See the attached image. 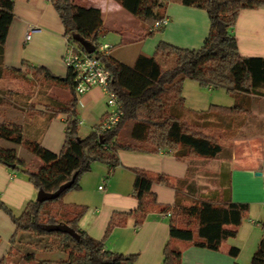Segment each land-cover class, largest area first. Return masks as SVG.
Returning a JSON list of instances; mask_svg holds the SVG:
<instances>
[{
  "label": "trees",
  "instance_id": "16d2710c",
  "mask_svg": "<svg viewBox=\"0 0 264 264\" xmlns=\"http://www.w3.org/2000/svg\"><path fill=\"white\" fill-rule=\"evenodd\" d=\"M128 11L139 17L144 36L160 32L165 25L155 26L162 21L165 9L171 2L204 9L210 18V32L199 48H186L160 41L153 55L140 54L133 64L117 59L111 52L102 56L111 71L110 87L117 91L122 102L123 116L113 128L102 131L100 124L89 134L80 133V120L76 115L77 94L74 89L73 72L67 79L55 76L46 67L32 65L24 60L20 69H10L14 74L24 75L30 69L44 78L63 84L72 98L59 105L45 103L44 109L36 110L31 119L22 116L13 118L8 112L13 101L18 102L19 93L0 89V163L14 171L27 175L36 190L55 192L71 181L73 184L59 196L43 202L29 200L25 208L16 213L0 198V209L5 211L15 224L10 240V250L0 264H10V257L25 236L36 241L28 242L30 249L22 252V259L35 264H136L137 254H124L107 248V239L113 228L129 217H135V226H141L155 208L162 212L171 211L170 235L173 239L186 240L196 246L219 250L223 242L236 237L239 226L249 214V204L237 202L229 196L217 199L209 194L197 195L188 181L176 185L177 199L173 204L158 201L152 190L153 184L172 185L165 174H151L136 168L134 196L138 200L132 211L115 212L103 238L97 239L83 230L80 221L87 207L67 203L63 196L71 189L79 188L83 173L91 170L93 162L101 161L111 167L120 163L121 150L141 152H170L178 158L201 157L204 161L216 157L222 149L221 143L204 132L203 126L188 119L189 109L184 95V81L190 78L203 88H223L229 93L245 92L264 97V57L241 54L234 32L242 9L264 6V0H116ZM64 26L65 35L75 41L78 33L95 44L104 35L102 12L97 7H85L74 0H51ZM15 0H0V78L4 73L1 54L4 51L9 28L15 16ZM18 94V95H17ZM28 97V96H27ZM7 106V107H4ZM224 111H235L236 106L216 105ZM49 111L66 114V137L59 153L45 148L37 131V117ZM132 122L130 136L133 140L120 139L123 125ZM24 147L42 160L40 167L31 168L27 160L18 155ZM187 184V185H186ZM174 185V184H173ZM184 185H186L184 189ZM229 193V191H228ZM186 201H188L186 203ZM67 223L80 235V239L62 231H49L47 225ZM263 234L250 264H264ZM1 240V237H0ZM44 243L43 248L41 245ZM52 248V249H51ZM59 250L66 256L58 259H38L39 250ZM240 248L232 246L230 255L237 258ZM182 252L167 244L162 264H181Z\"/></svg>",
  "mask_w": 264,
  "mask_h": 264
},
{
  "label": "crops",
  "instance_id": "0c3cea01",
  "mask_svg": "<svg viewBox=\"0 0 264 264\" xmlns=\"http://www.w3.org/2000/svg\"><path fill=\"white\" fill-rule=\"evenodd\" d=\"M74 2L101 9L104 22L102 39L113 32L112 38L119 41L120 46L111 50V53L128 64H133L140 54L149 55L160 41L186 48H199L210 32L207 11L171 2L165 9L168 22L164 29L157 36L145 39L144 45L138 47L139 40L145 37L142 21L118 1ZM14 12L15 16L1 54L4 72L7 69H20L23 61L27 60L32 65L46 67L55 76L66 80L70 70L64 61L67 46L65 26L51 0H15ZM137 18L140 20L139 27L136 26ZM30 29H33L31 39L27 40ZM234 32L242 55L264 57V6L242 9ZM125 48L132 54V60H127L123 51ZM187 84L194 86L196 91L193 106L187 105L188 119L201 124L205 133L221 143L222 149L216 157L204 161L193 155L178 158L170 152L121 150L120 163L117 166L111 167L101 161L93 162L91 170L81 175L79 188L66 192L63 200L87 207L80 221L81 228L94 238L101 239L115 212L132 211L138 205L133 194L136 168L154 175L165 174L170 177L174 185L156 182L152 187L158 201L163 204H173L177 199L176 185L188 181L187 184L194 187L197 195L209 194L221 199L223 194L234 201L249 204L248 217L239 226L235 238L248 239V262L246 256L243 257V246L236 260L230 255V248L235 246L231 239L223 242L219 250H212L186 240L171 238V215L167 216L171 211L162 212L159 208L153 209L139 227L135 226L134 216L125 218L111 231L106 242L107 248L124 254H137L136 264H162L167 244L182 252L181 264H250L253 257L251 255L256 251L263 234L264 97L245 92L229 93L223 88L212 86L203 88L199 82L190 78L184 81V95L185 87L190 86ZM52 94L49 95L47 104L53 106L66 103L72 98L67 87L54 81ZM224 94L231 97L230 104H221L218 100L214 102ZM76 96V115L81 121L80 133L85 136L102 122L108 109L106 95L101 87H94L85 95ZM185 98L187 102L188 96L185 95ZM216 105L236 106L237 109L224 111L216 108ZM44 111L37 117V124L32 127L38 132L39 140L45 148L59 153L65 142L67 115L53 114L48 118L49 111ZM12 112L14 111L8 113ZM132 124H127L130 125V130ZM126 139L133 140L130 132ZM18 155L27 162L37 156L24 147L18 149ZM41 165L42 162L37 160L33 167L37 169ZM186 185L183 186L184 189ZM37 193L26 174L0 163V198L14 211L20 213L29 200L36 199ZM14 232L13 220L0 209V260L9 253Z\"/></svg>",
  "mask_w": 264,
  "mask_h": 264
},
{
  "label": "rangeland",
  "instance_id": "374dc122",
  "mask_svg": "<svg viewBox=\"0 0 264 264\" xmlns=\"http://www.w3.org/2000/svg\"><path fill=\"white\" fill-rule=\"evenodd\" d=\"M137 22V27L140 26V24H138L140 22V20L137 18L136 20ZM112 33V34H111ZM109 33V35L105 38L102 39V41H107L108 43H110L112 45V49H117L119 48L120 44L119 41H114V33L111 32ZM159 33L155 32L153 35L150 36H145L143 39L139 40V44L138 47H141L142 45H144L143 41L145 39H149V38H153L155 36H157ZM113 37V38H112ZM146 43L149 45V41L147 40ZM156 46V45H155ZM156 48V47H155ZM152 50V49H151ZM156 49H153V51H150V53H148L149 55H153L155 53ZM125 55L127 60H132V54L130 55V51L128 48H125ZM132 51H134V48H132ZM191 81V80H189ZM190 83V82H188ZM190 85V84H187ZM195 85V84H192ZM186 88V92L185 95L188 96V100L186 102V106H193V102H194V95H195V88L194 86L192 87L191 85L189 87H185ZM0 89H7L9 91H12L13 93H19L18 96V102L15 100L13 101V105H10V111H14L11 113V116L13 118H20L23 115L26 116V118H30L34 117V116H30V115H35L36 114V110L34 109H43L45 108L44 104L49 102V95H53V81L44 78L42 75L38 74L37 72H35L34 69H30L27 73H25L24 75L21 74H14L12 73L10 70H6L2 77L0 78ZM224 91V90H223ZM50 93V94H49ZM225 93V92H224ZM18 95V94H17ZM28 96V97H27ZM216 100H218L217 102H221V104H230L231 102V97L228 96L227 94H224L223 97H219V99H215L214 102H216ZM209 102V101H206ZM187 106V107H188ZM7 107V106H4ZM129 122L125 123L123 125V127L121 128L120 131V139L122 140H126L129 132H130V125ZM4 143L1 142L0 140V146L3 145ZM36 158L34 160H29L28 161V166H30L31 168L33 167L34 162H36L38 160V162H42L41 158L35 156ZM33 162V164H32ZM188 201H186L187 203ZM16 212V211H15ZM17 213V212H16ZM236 237L230 238L231 241H234L235 246L241 248V246H243V257L246 256V261H247V257L249 256L250 253H248V251L246 250L248 248V239L241 237V238H237ZM33 241L35 242L36 240L29 237V236H25L22 239L21 245L22 247L19 245H17L16 249H14L13 251V255L10 257V264H35V262H30L27 263L22 259V252L25 251L26 248L30 249V246H28V242ZM240 244V245H238ZM43 248L44 247V243H42L41 245ZM52 249V248H51ZM39 250L37 252V258L40 259H58V258H62L65 257L66 254L60 252L59 250ZM253 256V255H251ZM236 260V258H235ZM252 257L250 259L251 263ZM248 262V261H247Z\"/></svg>",
  "mask_w": 264,
  "mask_h": 264
},
{
  "label": "built area",
  "instance_id": "2783aa9c",
  "mask_svg": "<svg viewBox=\"0 0 264 264\" xmlns=\"http://www.w3.org/2000/svg\"><path fill=\"white\" fill-rule=\"evenodd\" d=\"M167 22L168 19L165 17L162 21L156 22L155 26L166 25ZM32 31L33 29H30L27 34V40L31 39ZM95 46V51L89 53L77 41H70L67 37L64 61L69 70L73 72L76 94L85 95L94 87H101L103 89L106 95L108 109L100 126L102 131H107L121 121L123 108L119 94L110 87L112 78L111 71L102 59V56L108 55L111 52L112 45L100 39ZM164 215L166 216V214ZM170 215L171 213H167V216Z\"/></svg>",
  "mask_w": 264,
  "mask_h": 264
},
{
  "label": "water",
  "instance_id": "95a60500",
  "mask_svg": "<svg viewBox=\"0 0 264 264\" xmlns=\"http://www.w3.org/2000/svg\"><path fill=\"white\" fill-rule=\"evenodd\" d=\"M73 38L75 41H77L85 51L89 52V53H93L95 51V43L89 39L84 38L82 35L76 33L73 35ZM76 175L73 177V179L65 184H63L62 186H60V188L55 191V192H46L43 189H40L37 193V197L36 200L39 202H43L49 199H53L56 198L57 196H59L65 189L69 188L74 180H75ZM46 229L49 231H62V232H66L71 234L72 236L76 237L77 239H80V235L75 231V229H73L72 227H70L67 223H56V224H50L46 226Z\"/></svg>",
  "mask_w": 264,
  "mask_h": 264
}]
</instances>
